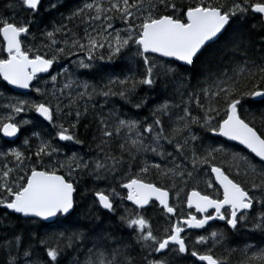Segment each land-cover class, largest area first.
I'll return each mask as SVG.
<instances>
[{
	"label": "snow or ice",
	"instance_id": "snow-or-ice-1",
	"mask_svg": "<svg viewBox=\"0 0 264 264\" xmlns=\"http://www.w3.org/2000/svg\"><path fill=\"white\" fill-rule=\"evenodd\" d=\"M0 264H264V0H0Z\"/></svg>",
	"mask_w": 264,
	"mask_h": 264
},
{
	"label": "trees",
	"instance_id": "trees-1",
	"mask_svg": "<svg viewBox=\"0 0 264 264\" xmlns=\"http://www.w3.org/2000/svg\"><path fill=\"white\" fill-rule=\"evenodd\" d=\"M96 64L98 66L97 68V73L98 75H108V74H112V75H117V74H120L122 72V69H123V62L120 61V60H115V61H112V62H109V61H99L97 60L96 61ZM84 71H87L85 69H79V70H76L77 72V75L79 74V72H84ZM81 79H87L88 77H80ZM14 94V93H13ZM113 101L116 103L117 106H119L120 104H122V101L119 100V98H113ZM256 127L259 129L260 128V122L259 120L257 119L256 121ZM219 140H223L221 138H217ZM209 143H212V141H209ZM229 145L231 146H234V147H240L238 145H235V144H232V143H229ZM223 160V157L221 155H218L217 156V161H221ZM204 185L201 184V188H203ZM253 237H254V240L256 241H259L262 239V237L257 233V234H253ZM242 239V237H235L233 238V241H238ZM217 253L221 252L222 249L217 247L216 249ZM71 255V251L69 250V256ZM237 257H238V254H237ZM194 259V258H193Z\"/></svg>",
	"mask_w": 264,
	"mask_h": 264
},
{
	"label": "bare ground",
	"instance_id": "bare-ground-1",
	"mask_svg": "<svg viewBox=\"0 0 264 264\" xmlns=\"http://www.w3.org/2000/svg\"><path fill=\"white\" fill-rule=\"evenodd\" d=\"M17 91H20V90H17ZM230 143V142H229Z\"/></svg>",
	"mask_w": 264,
	"mask_h": 264
},
{
	"label": "water",
	"instance_id": "water-1",
	"mask_svg": "<svg viewBox=\"0 0 264 264\" xmlns=\"http://www.w3.org/2000/svg\"><path fill=\"white\" fill-rule=\"evenodd\" d=\"M235 143H237V142H235ZM238 144V143H237Z\"/></svg>",
	"mask_w": 264,
	"mask_h": 264
}]
</instances>
